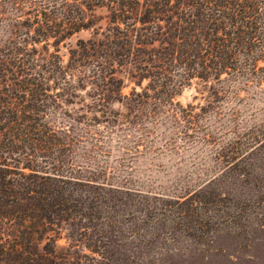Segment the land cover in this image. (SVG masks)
<instances>
[{
  "label": "trees",
  "instance_id": "trees-1",
  "mask_svg": "<svg viewBox=\"0 0 264 264\" xmlns=\"http://www.w3.org/2000/svg\"><path fill=\"white\" fill-rule=\"evenodd\" d=\"M96 7L107 8L108 31L79 38L65 62L61 43L96 24ZM128 67L136 84L124 93L118 72ZM239 79L264 82V0H0V264H67L76 246L103 256L115 250L104 243L117 222L118 193L143 190L117 174L122 156L115 165L111 150H100L106 133L92 126L105 122L111 131L110 122H122L111 101L131 109L169 105L190 133L203 118L175 95L194 85L208 97L200 107L221 112L228 82ZM81 90L91 101L84 98L80 111L59 117L51 110L76 102L68 97L82 98ZM203 138L215 140L211 132ZM218 197L199 185L169 195L160 210L147 208L136 224L147 232L150 219L171 214L203 236L238 217L203 212L220 207ZM63 231L67 245L59 242Z\"/></svg>",
  "mask_w": 264,
  "mask_h": 264
},
{
  "label": "rangeland",
  "instance_id": "rangeland-1",
  "mask_svg": "<svg viewBox=\"0 0 264 264\" xmlns=\"http://www.w3.org/2000/svg\"><path fill=\"white\" fill-rule=\"evenodd\" d=\"M94 13L96 24L92 28L77 31L61 43L59 52L65 62L69 60L70 46H75L79 38L102 36L108 31L111 22L107 8L96 7ZM42 46L43 42L41 50ZM55 50L50 44V51ZM130 69L118 72L125 78L124 93H130L136 84ZM228 83L232 86L219 103L221 112L211 107L202 109L200 105L206 104L208 97L198 93L194 85L185 86L175 95L174 101L183 105L196 104L195 111L203 118L202 128L190 133L174 119L173 115H178L185 124L182 112L169 105L150 101L131 109L121 101L108 104L112 112H122V122L119 126L110 122L111 131H106L105 122L92 126L108 134L102 136L104 146L100 150H111L109 158L115 165L122 156L117 174L126 176L127 185L143 191L118 193L121 199L117 222L113 229L105 230L110 239L104 247L114 248L113 252L106 251L103 256L76 246L67 264H264V82L262 87L240 79ZM81 92L85 95L86 91ZM84 98L85 102L91 101L88 95H70L68 99L76 102L66 101L51 110L57 111L59 117L64 111L72 114L80 111ZM203 132H211L215 140H205ZM227 160H234V166L225 168ZM203 184L219 196L222 204L203 212L221 218L229 211L237 214V219L222 220L218 226L205 229L203 236L188 233L185 225L173 221L171 214L165 220L150 219L147 232L137 226L147 208L160 210L169 195H182ZM127 210L136 214L125 217ZM195 229L200 231L198 226ZM134 230L139 232L135 234ZM111 231L117 235H111ZM65 234L63 231L59 237L63 245L68 244Z\"/></svg>",
  "mask_w": 264,
  "mask_h": 264
}]
</instances>
